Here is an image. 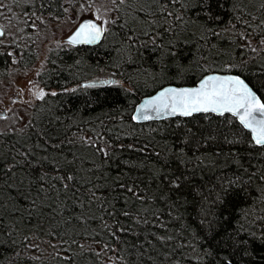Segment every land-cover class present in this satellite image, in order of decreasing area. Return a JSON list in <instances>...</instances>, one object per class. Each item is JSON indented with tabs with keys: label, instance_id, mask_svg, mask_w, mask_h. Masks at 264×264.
I'll return each instance as SVG.
<instances>
[{
	"label": "trees",
	"instance_id": "16d2710c",
	"mask_svg": "<svg viewBox=\"0 0 264 264\" xmlns=\"http://www.w3.org/2000/svg\"><path fill=\"white\" fill-rule=\"evenodd\" d=\"M92 1L24 2L22 30L37 31L0 45V77L30 67L49 20ZM96 1L110 5L101 42L50 49L44 97L0 132V264H264V146L229 114L131 116L209 71L264 102V0H220L213 22L194 0Z\"/></svg>",
	"mask_w": 264,
	"mask_h": 264
},
{
	"label": "snow or ice",
	"instance_id": "6c2138e0",
	"mask_svg": "<svg viewBox=\"0 0 264 264\" xmlns=\"http://www.w3.org/2000/svg\"><path fill=\"white\" fill-rule=\"evenodd\" d=\"M194 7L201 9L209 22L219 21L221 17L214 15L212 8L222 7L220 0H194ZM104 29L91 21L81 23L75 33L69 37L70 44H92L98 41ZM2 35V32H0ZM106 83H115L107 81ZM45 93L41 90L38 98ZM56 95V93H52ZM159 114L192 116L194 113H232L239 118L240 123L253 134L255 145L264 146V103H262L253 89L239 76L208 75L199 81L196 87L165 88L156 96L146 100L139 108L137 115L132 118L151 119L145 114L146 110ZM259 114V118L257 115ZM68 179H72L71 176Z\"/></svg>",
	"mask_w": 264,
	"mask_h": 264
},
{
	"label": "rangeland",
	"instance_id": "374dc122",
	"mask_svg": "<svg viewBox=\"0 0 264 264\" xmlns=\"http://www.w3.org/2000/svg\"><path fill=\"white\" fill-rule=\"evenodd\" d=\"M29 3L32 8L33 0H0V27L3 34L0 36L1 44H12L30 39L35 31L27 29L23 32V20L26 19L27 9L23 4ZM109 4H102L93 0L82 7L71 8L58 20H49L47 28L43 30L39 39L37 57L27 69L15 71L10 68L4 76L0 77V132L12 127L22 126L26 120L29 106L36 100L41 87L37 81L39 71L44 67L48 51L52 48L70 45L64 37L73 29L81 16L88 15L98 20L106 28ZM30 26L35 27L31 19ZM41 30V29H39ZM26 38V39H25Z\"/></svg>",
	"mask_w": 264,
	"mask_h": 264
},
{
	"label": "water",
	"instance_id": "95a60500",
	"mask_svg": "<svg viewBox=\"0 0 264 264\" xmlns=\"http://www.w3.org/2000/svg\"><path fill=\"white\" fill-rule=\"evenodd\" d=\"M87 21H91L93 23H95L97 26L103 28L102 24L96 20L95 18L91 17V16H83L82 18L79 19V21L76 23V25L73 27V29L67 34V36H65V41H68L69 37L72 36L75 31L77 30V28L80 26L81 23H84V22H87ZM0 32H2L3 34V29L0 27ZM104 33V31H103ZM103 33L100 37V39L98 41H96L95 43H92V44H84V43H81V44H75L74 46H78V45H87V46H92V45H96L98 43L101 42L102 38H103ZM1 36V35H0ZM73 45V44H72ZM208 75H219V76H239L241 79H243L249 86L250 84L242 77L240 76L239 74H236V73H232V72H220V71H209V72H206L204 73L197 81L196 83L194 84H181V85H177V84H163L162 86L158 87L156 90H154L151 94H147V95H144V96H141L138 100V102L136 103L133 111H132V114L131 116L133 117L134 115H137V108H139L146 100L150 99L151 97H154L156 96L158 93H160L161 91H163L165 88H191V87H196L198 84H199V81L202 80L205 76H208ZM100 82H103L104 79H101L99 80ZM90 83H95V80H90V81H81L80 82V85H88ZM251 87V86H250ZM252 88V87H251ZM253 89V88H252ZM253 91L256 93L258 99L264 103L262 101V99L260 98V96L257 94V92L253 89ZM200 113H203V112H200ZM208 113H213V112H208ZM147 115L151 116L152 118L151 119H147V120H143V119H136L134 120L133 118V121L134 122H137V123H142V122H148V121H153V120H161V119H165V118H169V117H177V116H180V117H185V116H181L179 114H176V115H167L166 112H160L159 114H157L156 112L152 111L151 109H148L146 110V113ZM194 114H197V113H194ZM213 114H217V115H221L219 113H213ZM224 114H229V115H232L234 116L232 113H224ZM257 115V118H259V114H256ZM237 121L240 123L239 121V118L237 116H234ZM241 124V123H240ZM242 125V124H241ZM243 126V125H242ZM244 127V126H243ZM245 128V127H244ZM246 130L249 131L250 135H251V138L253 140V134L251 132L250 129H247L245 128ZM254 142V141H253ZM255 144V143H254Z\"/></svg>",
	"mask_w": 264,
	"mask_h": 264
},
{
	"label": "bare ground",
	"instance_id": "6f19581e",
	"mask_svg": "<svg viewBox=\"0 0 264 264\" xmlns=\"http://www.w3.org/2000/svg\"><path fill=\"white\" fill-rule=\"evenodd\" d=\"M29 53H30V52H29ZM26 54H27V53H26ZM26 54H25V55H26ZM25 57H26V56H25ZM90 80H95V83L97 82V81H96V78H94V79H90ZM90 80H87V81H90ZM90 84H94V83H90ZM150 94H151V93H150ZM247 131H248V130H247ZM248 132H249V131H248ZM249 134H250V133H249ZM250 136H251V135H250Z\"/></svg>",
	"mask_w": 264,
	"mask_h": 264
},
{
	"label": "flooded vegetation",
	"instance_id": "af4514ba",
	"mask_svg": "<svg viewBox=\"0 0 264 264\" xmlns=\"http://www.w3.org/2000/svg\"><path fill=\"white\" fill-rule=\"evenodd\" d=\"M71 46H73L72 44H70Z\"/></svg>",
	"mask_w": 264,
	"mask_h": 264
}]
</instances>
